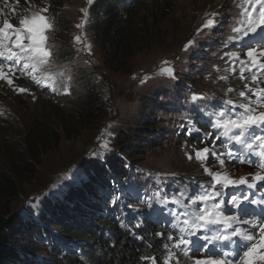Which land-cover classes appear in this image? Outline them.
Segmentation results:
<instances>
[{
	"label": "rangeland",
	"instance_id": "rangeland-1",
	"mask_svg": "<svg viewBox=\"0 0 264 264\" xmlns=\"http://www.w3.org/2000/svg\"><path fill=\"white\" fill-rule=\"evenodd\" d=\"M144 1L142 11L155 16V19H152L149 15V22L151 31H154L157 37L151 46L144 51L137 52L132 58L128 55L122 56L120 60L122 64L111 69L106 66L94 44L89 27L88 11L94 0H91V3L89 0H53V2L52 0H0V26L8 20L16 28H20L19 21L22 18L31 19L37 13L46 16L47 22L52 25L51 29L45 33L48 37L46 47L50 50L51 56L48 58L47 65L41 68L40 76H44L47 69H50L58 75L60 80L54 84L56 88L65 92L64 89L67 86L70 92L75 90V93H78L80 89L77 88V80H82L81 77L85 74L91 78V82L103 98V108L97 114L99 115L98 120L68 137L60 131L58 146L48 150L41 156L38 163L34 164L31 172L24 176L16 196L2 202L0 215L20 212L29 217L27 213L32 211L40 214L47 208H51L54 212L51 205L59 206L56 201L60 197H64L68 191L78 189L85 184V179L94 175V166L100 165V168H107L108 160L115 157L125 161L130 169L141 172L142 175L138 176L137 181L141 182L143 192L147 195L146 198L151 193L162 195L163 201L166 202L164 208H174L176 205L183 204L185 195L173 196V194L177 195L179 189H184L182 183L185 181H190L196 190L202 186L204 190L211 191L213 179L210 172H219L227 174L234 180H239L241 177L247 178V184L244 185L228 187L217 185L215 191L223 192L225 198L222 199L219 195L213 202L221 204L223 216L238 217L237 222L242 223L240 229L245 234L255 237L253 241L233 237L236 249H239L241 244L248 246L254 244L255 247L249 254V260L251 264H264V258H262L264 257V247H262L264 238L261 237V232L243 223V221L264 217V181L256 179L257 174L264 176V166L259 167L257 163L258 160H262L263 163L260 164H264V158L250 155L245 147L235 143L226 135L224 136L228 138V142L233 144L231 147L238 146L241 152L250 158L249 161L241 162L242 159L220 156L221 153H228L229 148H217L215 145L219 144L214 143L216 138L201 145L189 144L185 140L177 139L176 131L190 130L193 113L189 112H186L184 116L169 119L174 133L168 135V142L163 143L165 145L152 148L150 144H147L144 151L139 152V158L133 161L127 159L119 149L126 148L121 144L128 126L130 128L146 119L141 113L145 106L138 95L144 90L150 92L157 90L166 81L173 80L177 73V62L187 64V66L191 63L186 68L187 71L193 72L189 77L191 82L181 81L186 91L190 90L189 93L185 92L187 105L197 104L201 108L209 107L211 110L225 105L228 109L235 111L231 112L234 115L242 110L238 107L239 105H249L251 102L250 106L255 109L254 114L264 112V101L258 106L256 96L252 94L259 89H264V68L260 67V64H264V56L257 55L255 63L247 56L250 49L256 50L257 53L264 51V45L257 46V44L264 43V25H259L260 5L257 4L256 9H253L245 3V0ZM55 2H57V9L61 11L58 17L49 9V4H55ZM167 6H171L170 9ZM43 8H47L48 11L40 12ZM244 9L253 12L252 19L255 25H258L254 33L248 32V18L241 15ZM159 11L162 12L160 22L156 19V12ZM209 21L211 23H208ZM43 23L37 19L33 22V27L39 28ZM234 28H239L240 31H233ZM246 32L247 35H245ZM76 37L80 39L77 40ZM12 38L15 39L14 36ZM189 41H192L190 45ZM257 41L259 43L254 44ZM23 43L27 46L29 41L25 39ZM3 44H5L3 48L6 53L10 49H18L13 47L9 40H4ZM186 45H188L187 48ZM164 61H167V64L163 63ZM162 69H170L171 75L167 71L162 72ZM2 70L9 77L7 71L4 68ZM142 80L144 83H141ZM4 84H8L7 80L0 79V87ZM230 89L232 91H229ZM240 92H245L246 96L241 97ZM193 96L198 98L193 100ZM155 98L157 99L156 96ZM156 99L153 101L155 102ZM30 100L35 101L33 97ZM228 100L233 101L237 107L233 108L228 105L226 103ZM152 108V106H147L144 111L150 114L156 112L157 116L164 118L169 116L166 112L160 115ZM200 110H194V112L205 119L208 110L205 113H199ZM220 112L218 110L214 114L218 117ZM182 117L184 123H181ZM142 118L144 119L141 120ZM217 121L218 119H212L211 123L215 125ZM255 129L253 131L264 135V126ZM161 130L164 131H161L159 135L165 136L164 132L167 129ZM220 130L221 133L224 132L223 128ZM151 134V138L157 135V133ZM207 138L210 137L207 136ZM144 139L145 137L141 140L139 138V146L141 143H146ZM161 141H164V138H161ZM204 148H208L210 154L206 158L197 159L196 152ZM232 152L235 153V150ZM219 159H224V163L220 164ZM206 168L209 171H205ZM105 175L107 174H104V178ZM109 176L114 177L111 171ZM166 180L171 185H168ZM112 183L111 181L110 184ZM250 185L255 186L250 187ZM170 188L172 189L169 191L170 195L166 192L161 194V190ZM239 190L248 193L241 197H247V200L238 198L240 208H237L230 201ZM174 200L180 202L174 203ZM252 200L258 203L252 204ZM196 205L198 211L204 206L200 203ZM241 208L245 211L242 212ZM249 214H252V217L258 214L259 217L251 219ZM186 218L190 219L191 216H184V218L177 216L176 222ZM259 223L264 224V219H260ZM218 226L223 229L227 228V225ZM235 228L232 226L230 232ZM203 230L198 231L196 236H202ZM225 234L230 235L231 233ZM242 256L243 251H240V257ZM207 258L220 259L221 256L213 249L206 251L193 249L192 251L187 250V255L182 253L178 260L179 264H195V260ZM227 260L228 264H242L239 257L234 261L233 256L229 255Z\"/></svg>",
	"mask_w": 264,
	"mask_h": 264
},
{
	"label": "trees",
	"instance_id": "trees-1",
	"mask_svg": "<svg viewBox=\"0 0 264 264\" xmlns=\"http://www.w3.org/2000/svg\"><path fill=\"white\" fill-rule=\"evenodd\" d=\"M144 2V0H94L91 4L88 18L92 39L107 67L115 69L122 64L120 61L122 56L128 55L132 58L137 52L151 46L157 37V34L151 31L149 22L151 14L142 11ZM170 7L167 6L168 9ZM49 9L56 17L61 15V11L57 9V2L50 3ZM156 16L160 22L162 12H156ZM151 18L155 19V16L151 15ZM257 43L259 42H254ZM4 45L0 46V51L4 53L0 60L1 66L7 71L12 84L0 87V207L3 201L16 196L24 176L31 172L41 156L58 146L60 131L67 137L79 132L98 120L97 114L103 108V98L89 76L84 74L82 80H77V88L80 89L78 93H75V90L62 92L56 88L54 84L60 80L50 69H47L46 74L51 73L53 79L42 80L38 85L31 77L40 76L41 67L35 72L31 68L24 69V63L30 61L21 60L16 64L9 60L7 57L10 52L18 57L20 50L10 49L6 53ZM260 45L264 43L257 44ZM188 66L177 62V73L173 80L166 81L157 90L151 92L144 90L138 95L145 108L152 106V110L159 112L160 115L166 112L169 116L164 118L157 116L156 112L150 114L144 111L145 108L142 109L141 113L146 119L142 118L141 120L144 119L142 123L134 124L130 128L128 126L121 144L126 148L119 149L127 159L133 161L139 158V152L144 151L147 144L152 148L165 145L163 143L168 142V135L174 133L169 119L184 116L189 112L193 113L190 130L176 131L177 139L201 145L216 138L214 143L219 144L215 145L217 148L235 150L234 155L237 159L249 161L250 158L243 154L238 146L232 148L233 144L221 133V128H216L211 123L212 119H228L233 116L231 112H235L234 110L228 109L225 105L211 110L209 107L201 108L197 104L190 106L186 104L185 92L189 93L190 90L186 91L181 81L191 82L189 77L193 72L186 70ZM20 88L27 91L20 92L18 91ZM157 91L159 92L156 94ZM32 97L35 101L30 100ZM198 109H201L199 113L208 110L205 119L195 114L194 110ZM218 110L227 112V115L217 117L214 112ZM181 123H184L183 117ZM161 129H167L164 132L165 136L159 135L164 131ZM151 133H157L156 137L151 138ZM257 135L261 134L253 129L246 133V136ZM144 137L146 143L139 146V138L141 140ZM161 138H164V141H161ZM121 160L117 157L108 160L107 168L94 166V175L85 179V184L60 197L56 201L59 206L51 205L54 212L47 208L40 214L31 211L27 213L29 217L20 212L1 214L0 264H152L151 260L142 259L143 257H156V264H160L169 252L173 254L172 264H176L183 251L174 248L173 245L181 234L193 240L199 238L203 243L204 237L231 233L230 228L225 232V229L213 225L204 229L202 236L189 237L187 231H180L184 226L181 220L176 222V218L177 216L184 218L185 213L191 216L198 211L197 205L192 204L190 198H195L204 191V188L199 186L196 190L190 181H185L182 183L184 189H179L177 195L173 194L185 195L183 204L174 208H164L166 206L164 197L151 193L146 198L141 182L137 181L138 176L142 175L141 172L130 169L126 162ZM257 163L259 167L264 165L260 164L263 163L262 160H258ZM110 171L114 175L113 178L109 176ZM104 174H107L105 178ZM166 183L171 185L167 180ZM169 191L172 189H163L161 194L166 192L170 195ZM245 193L247 194V191L239 190L236 197L241 198ZM220 195L222 199L225 198L223 192ZM249 215L252 217V214ZM241 224L235 222L232 226L240 229ZM215 229H219V232H215ZM158 233L164 235H157ZM169 237L173 239L170 240ZM233 240L232 238L228 248H222L224 242L221 241L200 250L229 252L232 249L229 252L232 253L236 249Z\"/></svg>",
	"mask_w": 264,
	"mask_h": 264
},
{
	"label": "snow or ice",
	"instance_id": "snow-or-ice-1",
	"mask_svg": "<svg viewBox=\"0 0 264 264\" xmlns=\"http://www.w3.org/2000/svg\"><path fill=\"white\" fill-rule=\"evenodd\" d=\"M91 3V0H89ZM245 3L249 4L250 7L256 9L257 4L260 5L259 12V25H264V0H245ZM243 8V5H241ZM48 11L47 8H43L40 10L42 13H46ZM83 11V10H82ZM241 15L246 16L248 18V32H256L258 25H255V21L252 19L253 12H249L247 9H244ZM37 19L43 21V25L39 28L33 27V22ZM47 17L40 15L39 13L34 14L31 19L28 17L22 18L19 23L21 25L20 28H16L12 25L8 20H5L3 26H0V46H2L4 40H9L11 45L15 48L20 50V55L17 57L15 53L10 52L9 56L7 57L9 60H13L14 63L19 64L21 60L30 61V63H24V69H29L33 72L37 70L38 67H43L47 65L48 58L51 56L50 50L46 47V42L48 37L46 36V32L51 29L52 25L47 22ZM208 23H211L209 21ZM79 27V25H78ZM233 31H240L239 28H234ZM247 35V32L245 33ZM15 37L13 39L12 37ZM28 40L29 44L26 46L23 43V40ZM79 40V37H76ZM192 41H189V45ZM186 48L188 45L185 46ZM264 56V51L259 53L256 52L254 49H250L247 52V56L253 59L255 63L256 56ZM4 53L0 52V57H3ZM14 57H16L14 59ZM163 63L167 64V61ZM11 65L9 69L11 70ZM261 68H264V64H260ZM163 71H167L169 75H171L170 69H162ZM63 75V73H61ZM0 79L7 80L8 84H12V80L5 74L2 70V66H0ZM32 81L37 83L38 85L41 83L42 80H52L53 76L51 73L45 74L44 76H36L32 75ZM255 79V77H253ZM141 83H144L142 80ZM47 86V85H45ZM55 91V88H53ZM65 92H68L69 89L65 86ZM20 92H25L27 89L20 88L18 89ZM229 91H232L231 89ZM251 91V90H250ZM256 96V104L259 106L262 101H264V89H259L256 92L252 93ZM239 95L241 97H245V92H240ZM198 97L193 96V100L197 99ZM228 105H231L233 108H236L237 105L234 104L233 101L228 100L226 101ZM249 105H239L238 107L242 109L240 112L235 113L233 116H230L228 119L225 120H218L217 123L214 125L216 128H223L224 132L223 135L229 136L230 139L234 140L235 143L241 144L245 147L250 155H255L257 157L264 158V135H257V136H246V133L256 127L264 126V112L259 113L258 115L254 114L255 109H253ZM220 117H224L227 115V112L221 111L219 113ZM107 147V145H105ZM210 154V150L208 148H204L202 151L196 152L197 159L206 158V156ZM220 156L225 158H236L234 153L231 149H229L228 153L224 154L221 153ZM191 158V157H189ZM241 162H245L241 160ZM219 163L223 164L224 159H219ZM264 166V165H262ZM205 171H209L207 168ZM213 183L211 185V191L205 189L201 194H198L195 199L190 198V202L192 204H203L204 206L199 208V211L191 214V218H186L182 221L183 229L180 231H187L188 236H196L197 232L201 229H207L213 225H227V228H232L233 223L239 220L238 217H225L223 216L222 206L220 203H215L216 197H218L221 193L216 192L215 188L217 185H222L223 187L228 186H238L247 184V178L241 177L239 180H234L230 178L227 174L211 173ZM257 180L264 181V176H260L259 174L256 175ZM255 185H250V187H254ZM247 200V197H245ZM174 203H179V200H174ZM230 203L240 208L239 199L236 196H232ZM252 204H257L256 200L251 201ZM241 211H245L241 208ZM186 217L189 216L188 213L184 214ZM260 219H264V217H259L254 220H247L243 221V223L250 225L254 230H259L261 232V237L264 238V224L259 223ZM139 227V225H137ZM227 228H225V232H227ZM215 232H219V229H215ZM157 235H164L163 233H158ZM233 237H240L246 241H253L255 237L252 235L245 234L241 229L235 228L232 230L231 234H224L221 233L219 235H213L211 237H204V242L201 243L199 238L193 240L190 238H186L183 234H181L178 238L175 239L173 247L176 249H181L185 255H187V250L196 249L200 250L201 248L207 249L209 244H215L216 242H224L221 247L228 248L230 246L231 240ZM169 239H173V237H169ZM255 245L248 246L247 244H241L239 249H234L232 253L227 251L219 252L221 256L220 259L214 258H207V259H197L195 260V264H228V256L232 255L235 261L236 258H240L242 260V264H251L249 260V254L253 251ZM264 247V245H262ZM247 249L244 251L243 249ZM240 251H243V256L240 257ZM264 258V257H262ZM142 259H149L151 260L152 264H156L157 258L156 257H143ZM173 254L171 252L168 253L165 258L160 261V264H172ZM176 264H179V260H176Z\"/></svg>",
	"mask_w": 264,
	"mask_h": 264
},
{
	"label": "bare ground",
	"instance_id": "bare-ground-1",
	"mask_svg": "<svg viewBox=\"0 0 264 264\" xmlns=\"http://www.w3.org/2000/svg\"><path fill=\"white\" fill-rule=\"evenodd\" d=\"M243 191V190H242ZM248 193V192H247ZM246 194V193H245Z\"/></svg>",
	"mask_w": 264,
	"mask_h": 264
}]
</instances>
